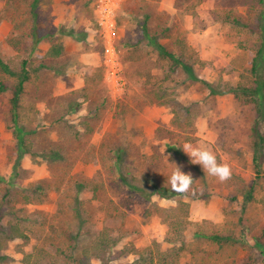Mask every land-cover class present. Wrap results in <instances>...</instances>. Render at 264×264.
<instances>
[{
    "label": "rangeland",
    "instance_id": "rangeland-1",
    "mask_svg": "<svg viewBox=\"0 0 264 264\" xmlns=\"http://www.w3.org/2000/svg\"><path fill=\"white\" fill-rule=\"evenodd\" d=\"M262 7L259 0H114L119 64L112 78L98 0H0V58L13 71L23 60L35 69L20 96L31 150L16 172L8 114L15 79L4 76L8 89L0 93L1 225L7 231L18 223L28 236L8 241L0 264H23L39 248L76 257L103 228L117 241L111 264H131L133 248L166 247L165 224L153 209L181 202L190 224L178 264H263L253 244L264 243V163L257 174L248 145L253 102L208 95L199 83L169 73L141 39L146 22L198 78L247 86L241 75L249 76L258 47ZM54 44L63 46L57 59L47 57ZM185 143L209 147L231 166V178L221 183L207 175L182 150ZM170 147L181 148L189 162ZM176 165L191 174L189 191L160 196L157 190L173 192L168 178ZM211 234L232 239L219 247L203 236Z\"/></svg>",
    "mask_w": 264,
    "mask_h": 264
},
{
    "label": "trees",
    "instance_id": "trees-1",
    "mask_svg": "<svg viewBox=\"0 0 264 264\" xmlns=\"http://www.w3.org/2000/svg\"><path fill=\"white\" fill-rule=\"evenodd\" d=\"M259 3L263 5L261 16L258 21V47L255 54L252 55L251 68L249 76L241 75V78L245 79V85L242 82H238L235 86L220 87L198 78L193 66L188 60L184 59V56L177 55L175 52L168 50V48L160 42V35L157 33H150L146 22L141 26V39L144 42H148L154 51V55L162 63L167 65L169 73H181L186 80L192 83H199L206 90L208 95L212 97H220L232 94L236 100L242 101L243 105L253 102L255 107V117L252 120L250 126V142L249 146L252 151V163L255 171L258 174L264 163V132H262V122L264 121V0H259ZM33 9V8H32ZM35 12V11H34ZM36 16V13H33ZM63 53L62 44L52 45L48 52L47 57L51 59L59 58ZM35 71L32 65L27 60H23L21 68L18 71H13L10 67L0 58V93L5 92L8 88L5 84L4 76L15 79V82L10 88L11 96L9 102V128L12 130V134L15 137L17 145V151L14 158L13 172H16L17 167L25 156L30 154L31 146L24 142V131L20 124V114L22 110L21 97L25 84L31 79V72ZM250 77V78H249ZM251 79V80H250ZM157 98H161L160 94L156 93ZM174 121L178 120L174 110ZM172 153L178 157V159L189 162L186 155L182 152L181 148L170 147ZM78 189H82L83 186L78 184ZM132 189L140 193H144L140 188L136 186H130ZM160 196L170 197L175 195V192H169L164 189L157 190ZM155 193V191L153 192ZM145 199L149 200L150 196L145 195ZM245 199H250V194L245 195ZM2 203L0 202V253L5 248L8 241L11 240H28L27 234L22 230L18 223L8 224L7 231L4 230L1 225L3 219ZM161 220L165 224L166 234L164 238V244L166 247L161 249L158 244L147 246L141 249H132L131 255L133 260L131 264H178V260L181 252L184 248V231H186L189 221V206L187 203L181 202L176 207L171 209H158L154 208ZM197 235V234H195ZM212 242L216 243L219 247L223 243L228 242L230 237H223L219 234L203 235ZM116 239L112 236V231L109 228H103L99 230L97 235L92 240L84 245L78 256L73 257L71 254L65 253L62 249L56 248V252L51 254L46 250L39 248L33 250L31 253H27L22 258L23 264H111L113 249L116 245ZM254 246L262 255V263L264 264V243L260 239H254ZM1 259V256H0ZM1 263V262H0Z\"/></svg>",
    "mask_w": 264,
    "mask_h": 264
},
{
    "label": "clouds",
    "instance_id": "clouds-1",
    "mask_svg": "<svg viewBox=\"0 0 264 264\" xmlns=\"http://www.w3.org/2000/svg\"><path fill=\"white\" fill-rule=\"evenodd\" d=\"M182 150L193 164L200 165L207 175L217 178L221 183L231 178V166L227 162H218L216 154L206 145L185 143ZM168 183L173 192L184 194L189 191L193 178L190 173H184L176 165L171 171Z\"/></svg>",
    "mask_w": 264,
    "mask_h": 264
},
{
    "label": "built area",
    "instance_id": "built-area-1",
    "mask_svg": "<svg viewBox=\"0 0 264 264\" xmlns=\"http://www.w3.org/2000/svg\"><path fill=\"white\" fill-rule=\"evenodd\" d=\"M100 12V25L104 29V33L106 36V62L108 66L112 69V78L117 76L118 69V59L117 56L114 55V47L112 46L113 42V30H114V22L112 17L111 7L114 3V0H98Z\"/></svg>",
    "mask_w": 264,
    "mask_h": 264
}]
</instances>
